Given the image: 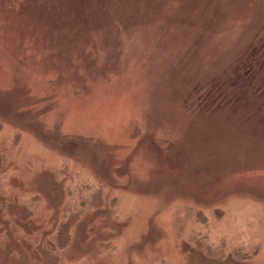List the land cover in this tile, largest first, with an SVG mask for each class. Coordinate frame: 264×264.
Listing matches in <instances>:
<instances>
[{"label": "rangeland", "instance_id": "1", "mask_svg": "<svg viewBox=\"0 0 264 264\" xmlns=\"http://www.w3.org/2000/svg\"><path fill=\"white\" fill-rule=\"evenodd\" d=\"M0 264H264V0H0Z\"/></svg>", "mask_w": 264, "mask_h": 264}, {"label": "trees", "instance_id": "2", "mask_svg": "<svg viewBox=\"0 0 264 264\" xmlns=\"http://www.w3.org/2000/svg\"><path fill=\"white\" fill-rule=\"evenodd\" d=\"M220 93H222L221 91H225V89L224 88H222L221 90H218ZM219 92H217V91H215L214 93L216 94V95H218L219 94ZM220 95V94H219ZM220 96H222V98H223V96H224V93L222 94V95H220Z\"/></svg>", "mask_w": 264, "mask_h": 264}]
</instances>
